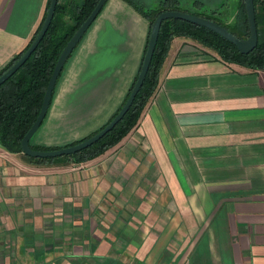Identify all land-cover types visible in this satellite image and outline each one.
<instances>
[{
  "label": "crops",
  "instance_id": "1",
  "mask_svg": "<svg viewBox=\"0 0 264 264\" xmlns=\"http://www.w3.org/2000/svg\"><path fill=\"white\" fill-rule=\"evenodd\" d=\"M45 2L0 0V68L28 42ZM147 30L130 4L105 0L32 142L61 145L103 124L137 70ZM21 152L0 146V264H128L116 233L148 247L160 241L157 255L180 235L158 264H264L263 68L174 36L119 141L78 162L39 164ZM139 242L133 264H144Z\"/></svg>",
  "mask_w": 264,
  "mask_h": 264
},
{
  "label": "trees",
  "instance_id": "2",
  "mask_svg": "<svg viewBox=\"0 0 264 264\" xmlns=\"http://www.w3.org/2000/svg\"><path fill=\"white\" fill-rule=\"evenodd\" d=\"M124 1L130 4L147 19V36L153 17L159 11L164 9H180L210 18L224 25L239 38L249 35V25L244 0H236L234 3L235 10L233 12L228 10L225 2H222L216 7L195 8L183 6L180 0H156L152 5H146L141 0ZM195 1L201 2V0ZM95 2L96 0H57L51 20L34 49L12 74L0 82V146L4 149L21 152L20 138L37 114L42 93L54 61L67 38L85 18ZM47 4L48 0L45 2L43 14L28 42L0 68V73L10 65V63L18 57L29 44L41 24ZM254 6L258 42L256 46L248 52H241L230 40L203 25L178 17L163 18L159 24L157 37L142 82L126 111L109 130L88 146L70 154L39 157L29 156L21 152L22 155L28 161L39 164L61 163L68 160L80 161L101 153L103 150L119 141V139L136 123L143 105L153 93L158 82V72L161 62L166 51H168L170 42L174 36L183 35L193 38L201 44L213 49L217 55L225 61L264 69V0H254ZM147 36L137 70L126 89L122 100L105 122H107L118 110L131 89L140 67ZM61 70L57 75V78L59 77ZM57 78L51 91L48 106L53 96ZM97 129L91 131L89 134ZM33 134L29 137L28 144L35 149H48L70 144L89 135L87 134L61 145L46 146L33 143Z\"/></svg>",
  "mask_w": 264,
  "mask_h": 264
},
{
  "label": "water",
  "instance_id": "3",
  "mask_svg": "<svg viewBox=\"0 0 264 264\" xmlns=\"http://www.w3.org/2000/svg\"><path fill=\"white\" fill-rule=\"evenodd\" d=\"M56 1L57 0H48L45 14H44V17L41 21V24L38 30L36 31L35 35L31 39L29 44L26 46V48L19 54V56L16 57L10 63V65H8L0 73V82H2L10 74H12L18 68V66L26 59L29 53L34 49V47L36 46L37 42L43 35L44 31L46 30L51 20ZM244 1H245V8H246L247 20H248V25H249V35L246 37H242V38L235 36L224 25L210 18L201 16V15H198L192 12H188V11H184L180 9H164V10L159 11L153 17L150 23L145 50L142 56V60H141L140 67L136 75V78L125 100L120 105L118 110L112 115V117L107 122H105L101 127H99L96 131H94L93 133L73 143L61 145V146L54 147V148H48V149L32 148L28 144V139L33 134V132L37 129V127L39 126L40 122L42 121L44 117V114L47 110V106L50 100L51 91L54 86L57 75L59 74L71 50L73 49L77 41L80 39V37L82 36V34L84 33L88 25L91 23V21L93 20V18L95 17L99 9L101 8L102 4L105 2V0H96L95 4L90 9V11L85 16V18L78 24V26L73 30V32L67 38V40L63 44L62 48L60 49L54 61L52 70L50 72V75L47 79V82L45 84V87L42 93L41 102H40V106L37 111V114L34 120L31 122V124L27 128V130L24 132V134L20 138L21 151L26 155L39 156V157L70 154V153L76 152L88 146L89 144L94 142L96 139H98L103 133L109 130L117 122V120L121 118L123 113L126 111V109L130 105L136 91L138 90L142 82L143 76L145 74V71L147 69V66H148V63L151 57V53L154 47L155 40L157 37L159 24L163 18L178 17L181 19H185V20L203 25L219 33L221 36L227 38L228 40H230L232 43H234L237 46V48L241 52H248L249 50L253 49L258 42V32H257L256 18H255L254 0H244Z\"/></svg>",
  "mask_w": 264,
  "mask_h": 264
},
{
  "label": "rangeland",
  "instance_id": "4",
  "mask_svg": "<svg viewBox=\"0 0 264 264\" xmlns=\"http://www.w3.org/2000/svg\"><path fill=\"white\" fill-rule=\"evenodd\" d=\"M141 1H143L146 5H152L153 3L156 2V0H141ZM180 2L183 6L195 7V8L216 7V6H219L222 2H225V4L228 7V10L230 12H233L235 10L234 3L236 2V0H201V2H197L195 0H180ZM70 161H72V160H68L67 162H70ZM80 161H83V160H80ZM75 162H78V161H75ZM163 222H164V220H163ZM185 237H189L188 242H195L198 239V238L196 239V236H191V235L185 236ZM202 237L203 236H199V238H202ZM130 238H132V241L130 240ZM171 238L168 240V242L165 243V245L162 247V249L159 251V253L157 255L156 252L158 251V249L160 247V244H161L160 241H154L153 243H151V246L148 247L146 245V241L144 242L142 239L137 238L136 235H128L126 233H124V234H118V233L113 234L115 246L117 245L118 247L119 246L121 247L122 244H125L129 247L128 251L126 249H124V251H123L124 259L126 261H128V264L134 263V261H132V260L130 261V259H131V249L130 248H131L132 243L135 245L137 243V241H140L139 243L141 245H143L142 248L144 249V252L142 251L140 253V256L142 258V259H140V262H142L144 264L151 263V262H152L151 264H158V262H161L162 256L170 251L168 246H170L171 244H175L176 242H180V235H173ZM114 253L115 252H113L112 254H114ZM123 256L121 255V257H123Z\"/></svg>",
  "mask_w": 264,
  "mask_h": 264
}]
</instances>
